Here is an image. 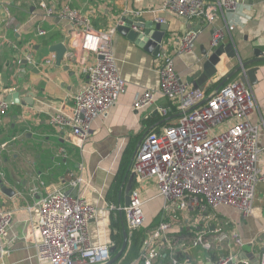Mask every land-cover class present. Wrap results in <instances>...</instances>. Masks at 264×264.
<instances>
[{
  "label": "crops",
  "instance_id": "obj_1",
  "mask_svg": "<svg viewBox=\"0 0 264 264\" xmlns=\"http://www.w3.org/2000/svg\"><path fill=\"white\" fill-rule=\"evenodd\" d=\"M161 1L75 0L74 9L81 8L77 10L87 17L94 30H106L121 18L145 22H159L160 19L167 26L158 56L127 40L116 30L112 34L111 48L125 90L107 117L96 121L83 147L78 148L71 144L69 131L51 124L49 117L58 111L68 113L71 110L72 97L86 81L82 69L93 55L85 52L78 56L64 54L59 65L55 60L45 64L44 61L54 54L48 50L50 45L62 42L66 51L71 47L70 42L76 38L71 26L56 16L42 19L40 9L30 0H0V101L15 90L19 97L30 93L32 102L30 105L8 103L5 114L0 115V210L11 213L6 234L1 239L6 252L0 254V264H48L37 256L36 202L46 191L74 193L67 182L79 174L90 186L78 193L97 210L88 226L90 242L113 245L109 235V207L112 204L107 203L104 196L121 154L131 146L132 158L146 132L160 129L176 117V108L158 93H155L153 103L143 109L135 110L131 106L145 90L156 92L158 89V69L163 56L173 59L174 69L182 82L207 93L216 90L239 58L254 59L256 50L264 57V0H238L235 11H221L210 24L199 19L187 23L171 13L159 11ZM127 10L140 11V14L129 15ZM38 29L44 30L45 34L38 35ZM187 29L198 30L192 51L177 55L178 38ZM217 47L234 51V57L229 58L222 52L217 63L209 64L207 56ZM256 65L260 66L256 72L257 82L252 86L249 84L255 100L250 120L259 124L263 132L264 61ZM240 78V74H235L226 83ZM167 105L168 116H161L155 124L148 125L147 121L157 114L155 106ZM259 147L258 166L264 173L263 135ZM1 186L11 188L14 194L6 196ZM139 191L145 200V235L162 219L170 221V252H175L179 259L188 260L189 264H208L218 256L232 253L240 264H259V242L264 238V180L255 186L252 210L247 216L227 206H219L202 216L195 213L163 215L154 184L146 181L139 186ZM122 200L123 192L120 202ZM116 214L118 212L113 211L112 215ZM216 230L226 234L227 238L212 250L191 246L196 233L205 231L209 235ZM231 233L241 244L234 242ZM156 262L170 264L169 259L164 260L159 254Z\"/></svg>",
  "mask_w": 264,
  "mask_h": 264
},
{
  "label": "built area",
  "instance_id": "obj_2",
  "mask_svg": "<svg viewBox=\"0 0 264 264\" xmlns=\"http://www.w3.org/2000/svg\"><path fill=\"white\" fill-rule=\"evenodd\" d=\"M30 1L40 9L42 19L56 16L71 26L76 38L70 42L67 56H78L82 52L93 55L82 69L86 81L72 97L71 110L68 113L58 111L49 117L51 124L69 131L73 146L82 148L96 121L107 117L125 90L111 48L112 34L116 26L123 23L122 18L106 30H94L87 17L77 9L66 5L54 7L47 0ZM238 2L162 0L158 10L187 23L199 19L210 24L221 11H235ZM127 13L137 16L140 11L127 10ZM44 34V30L38 29V35ZM197 35L198 30L187 29L178 38L175 54L191 52ZM53 61L54 54H51L44 63ZM158 76L156 92L145 90L131 106L135 110L143 109L153 103L158 93L176 108V117L168 125L145 133L130 162L129 173L134 187L129 191V204L118 202L109 209L121 213L129 233L143 227L145 200L140 196L139 186L150 181L161 200L163 215L195 213L202 216L219 206L249 215L255 186L264 180V173L258 166L259 143L264 130L262 132L260 125L250 120L255 108L251 86L246 80L237 79L210 93L189 87L176 73L170 56H163ZM7 106L8 103L0 101V115L5 114ZM154 110L160 116H168V105L155 106ZM67 183L74 193L46 191L36 202L38 259L48 264H103L111 258L113 245L90 242L88 226L97 210L78 193L87 190L89 182L79 174L69 178ZM10 220L11 213L0 210V254L6 252L1 239ZM170 229V221L162 219L145 235L137 263L153 264L157 255L162 256L166 250L170 264H189L188 260L179 259L175 252H170ZM205 229L208 230L206 225ZM230 237L241 244L235 234L231 233ZM226 238L227 235L219 230L209 235L201 231L191 239V246L210 251ZM259 245V264H264V238ZM208 264L240 263L234 254L228 253Z\"/></svg>",
  "mask_w": 264,
  "mask_h": 264
},
{
  "label": "water",
  "instance_id": "obj_3",
  "mask_svg": "<svg viewBox=\"0 0 264 264\" xmlns=\"http://www.w3.org/2000/svg\"><path fill=\"white\" fill-rule=\"evenodd\" d=\"M213 1V0H208ZM123 23L116 27V31L125 36L127 40L134 42L139 47L143 48L147 52L151 53L154 56H158L164 36L167 31L166 24L162 22H153V21H142L136 18H122ZM48 50L54 53V60L55 64L59 65L65 52L66 46L62 42H58L49 46ZM224 52L227 57L231 58L234 57V51H228L223 47L213 48L211 52L207 56V62L211 65L218 62L219 55ZM256 57L254 59H243L239 58L237 62L234 64L233 69L228 74L226 78H223L221 82L218 84L216 90H218L221 86H223L226 81L235 74H240L241 80H246L251 86L257 82L256 72L259 70L260 66L256 65L257 63L264 61V57L262 56V52L260 50H256ZM198 86H201L197 84ZM6 103L9 104H31L30 93H27L23 97H19L17 91L12 90L4 100ZM128 177L126 186L124 187L123 191V204L128 205L130 198H129V191L131 188V181L132 175L127 174L125 178ZM1 191L6 196L11 197L14 194V191L5 186H1ZM68 193V192H67ZM118 202L121 201V192L118 193ZM119 217H121V213L118 212ZM122 242L119 249L111 256V258L103 263V264H112L116 261V259L121 255L123 250L127 244V232L122 225ZM114 251V247L110 248V252ZM137 264H143L142 261H139Z\"/></svg>",
  "mask_w": 264,
  "mask_h": 264
},
{
  "label": "trees",
  "instance_id": "obj_4",
  "mask_svg": "<svg viewBox=\"0 0 264 264\" xmlns=\"http://www.w3.org/2000/svg\"><path fill=\"white\" fill-rule=\"evenodd\" d=\"M44 43H48L47 40H44ZM162 118L159 114L153 115L148 121L147 124H155L158 120ZM157 129H152L151 131H155ZM132 147L127 146L124 151L121 154L118 167L116 169V172L108 186V189L105 193L104 199L107 203L115 204L117 202V195L119 192H123L124 186L126 183L125 175L129 174V167L131 162V152ZM110 238L113 241V247L114 251L112 252V255L119 249L121 242H122V231L121 227L124 226L126 232H127V244L121 255L116 259V261L112 264H136L139 254V249L141 246V243L145 237V230L143 227L138 229L137 231H133L131 233L128 232L126 229L124 222H123V216L118 217L116 214L113 216V211L110 210ZM162 257L164 260L168 259V251L164 250L162 252ZM177 257V254H175ZM153 264H157L155 261Z\"/></svg>",
  "mask_w": 264,
  "mask_h": 264
},
{
  "label": "rangeland",
  "instance_id": "obj_5",
  "mask_svg": "<svg viewBox=\"0 0 264 264\" xmlns=\"http://www.w3.org/2000/svg\"><path fill=\"white\" fill-rule=\"evenodd\" d=\"M48 2L50 3V4L48 3L49 5L54 6V7H57L56 5H60V6L67 5L71 8H75V0H48ZM76 5H79V7L81 6V4H77V3ZM76 9H81V8H76Z\"/></svg>",
  "mask_w": 264,
  "mask_h": 264
}]
</instances>
